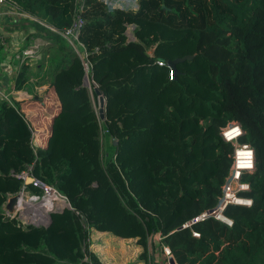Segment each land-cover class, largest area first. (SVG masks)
Here are the masks:
<instances>
[{
    "label": "trees",
    "instance_id": "obj_1",
    "mask_svg": "<svg viewBox=\"0 0 264 264\" xmlns=\"http://www.w3.org/2000/svg\"><path fill=\"white\" fill-rule=\"evenodd\" d=\"M13 1L59 31L79 13L89 66L50 30L58 56L47 60L54 112L43 143L22 105L0 100V264H150L158 244L176 264H264V0ZM86 73L104 98L103 124ZM232 122L254 164L236 192L251 201L227 203L228 223L210 211L234 162L221 132ZM29 164L71 205L47 226L20 227L2 207Z\"/></svg>",
    "mask_w": 264,
    "mask_h": 264
},
{
    "label": "crops",
    "instance_id": "obj_2",
    "mask_svg": "<svg viewBox=\"0 0 264 264\" xmlns=\"http://www.w3.org/2000/svg\"><path fill=\"white\" fill-rule=\"evenodd\" d=\"M110 1L112 4L123 1H127L129 5L134 3V0ZM78 3L81 4L82 0H78ZM50 30L57 31L46 27L42 24V20L20 9L15 3L0 4V37L4 36L5 41L0 40V89L2 86L7 90L10 89L12 98L26 107L27 111L31 108L32 112H35V108L31 106L32 102L46 104L45 107H41V115L43 118L48 117L49 124V114L54 112L51 106L54 93L48 88L51 79V75H48L50 74V66L46 64L47 61L44 60L43 54H49L57 46L53 38L48 35ZM20 56L25 57L23 59L24 67L21 64L17 65ZM21 71H24L22 73L27 78L24 84L17 88L12 84L13 75L14 72L19 73ZM37 131L36 128L34 133L38 136ZM99 138L102 142V134ZM38 140L37 138L36 141Z\"/></svg>",
    "mask_w": 264,
    "mask_h": 264
},
{
    "label": "built area",
    "instance_id": "obj_3",
    "mask_svg": "<svg viewBox=\"0 0 264 264\" xmlns=\"http://www.w3.org/2000/svg\"><path fill=\"white\" fill-rule=\"evenodd\" d=\"M105 1L107 5L109 4V8L134 6V3L129 5L127 1L121 2L122 4L119 2L112 4L110 0H105ZM5 3H15V2L13 0H0V4H5ZM82 23H83V18L79 13L76 14L70 26L60 31L52 27L51 25L45 23L44 21H42L43 25H45L46 27H50L51 29L57 30V32H59L63 37L68 39V41L73 45V47H75V51L79 54V56L82 59L84 67L87 69L89 66L87 53L84 45L78 39V31ZM3 38L4 36H1L0 38L2 42H4ZM75 43H78L79 45L83 46L84 49L83 55L80 54L77 47L75 46ZM22 54H25V52H22ZM24 58L25 57L20 56L19 59L22 62ZM159 62L163 63L162 61ZM5 90L7 91V93H5L1 98L7 99L8 101L12 102L13 98L11 97V90L10 89L8 90L5 89ZM233 128L235 130L231 132ZM241 130L242 128L238 122H232L228 126L224 127L221 132L224 139L232 140L234 138H237V136L241 133ZM239 147L249 148L248 151L250 153V156L248 155L249 153H242L241 154L242 157H239L240 153L238 152L240 150L237 149ZM239 147H236L234 149L233 152L234 162L230 174L227 176V179L223 184V194L220 197L218 206L216 209L210 211L211 213H214L216 217L228 223H231V221L225 218L224 216H222L220 213L221 209L227 203L229 202L248 203L251 201L248 198L239 197L236 193L238 189L237 188L235 189L234 187L233 179L234 178L239 179L241 171L243 169H252L254 164L253 148L248 143H242ZM239 159L244 160L243 165L246 167L239 166V162H238ZM249 164L250 166H248ZM16 175L22 178V184L20 189L14 192L16 194V199L14 200L12 207H8V209L6 210V215H8L11 219H13L16 225L20 227H26L28 225L46 226V224L50 220L51 212L62 210L65 206H69V207L71 206L65 194H63L60 190H58L55 186L48 183L47 181L33 175L31 164L27 165L26 168L16 173ZM29 184H32L33 186L39 188V192L33 191L29 186ZM240 184H241L240 188L247 187V184L245 183H240ZM14 193H10L7 198H9ZM22 193H25L24 196L26 197L23 200L20 199V195ZM237 198H241V199H237ZM6 203H7V199H6ZM163 249L165 254L169 256L170 255L169 247L163 245Z\"/></svg>",
    "mask_w": 264,
    "mask_h": 264
},
{
    "label": "rangeland",
    "instance_id": "obj_4",
    "mask_svg": "<svg viewBox=\"0 0 264 264\" xmlns=\"http://www.w3.org/2000/svg\"><path fill=\"white\" fill-rule=\"evenodd\" d=\"M135 1V0H134ZM134 24H129L128 26H127V29H126V34H127V36H128V38L129 39H134L135 37H134V34H133V30H134ZM1 38V37H0ZM68 40V39H67ZM5 42V41H4ZM69 43V42H68ZM70 44V43H69ZM70 45H72V44H70ZM75 46L77 47V49H78V51L80 52V54L81 55H83V46H81V45H79L78 43H75ZM71 47H73V45L71 46ZM74 50H75V47H74ZM149 51L151 52V49H149ZM56 52H57V50L56 49H54L53 51H50V53L49 54H43L44 55V60L45 61H47V60H49V59H51L52 57H55L57 54H56ZM59 54V53H58ZM43 55H42V57H43ZM45 56H46V58H45ZM58 56V55H57ZM25 59V58H24ZM39 59V58H38ZM39 60H41V58L39 59ZM38 60V61H39ZM17 65L19 64H21V65H24V63H23V61L20 63V59H18L17 60ZM46 63V62H45ZM46 64H48V62L46 63ZM32 73H33V70H32ZM35 75V74H34ZM48 75H50V74H48ZM85 85L87 86V88H88V91H89V95H90V98H91V101H92V104H93V106H94V108H95V110H96V112H97V114H98V118H99V121H100V123L101 124H103V118L100 116V107H101V105H100V95L101 94H97L96 92H95V85L94 84H92V82H91V80L89 79V78H86V80H85ZM6 88L5 87H1V89H0V100L2 99L1 97L5 94V93H7V91L5 90ZM11 97H12V92H11ZM31 106H33L34 108H35V112H32V109L30 108V110L29 111H27V109H26V107H24L23 106V108H24V113L26 114V116L27 117H29V119H30V121H31V123H32V125L33 126H35V129L37 128L38 129V131H37V134H38V136L37 135H35V133H34V136H35V138L37 139H39L38 141L40 142V143H43L44 142V140H45V138H44V136H46L47 135V133H48V130H49V119H48V117H45V118H43V116L41 115V113H42V108L43 107H45L46 106V104L45 105H42V104H40V103H38V102H36V103H34V102H32L31 103ZM42 107V108H41ZM32 113H35L34 115H30V114H32ZM37 123V124H36ZM104 133V131H103V126H102V128H101V134H103ZM104 136V135H103ZM106 139H104V137L102 138V141H103V147H102V152H101V158H102V162L104 163V156L106 155V151H105V144L107 143L106 141H105ZM233 143H234V149L236 148V147H239L242 143H240V142H238L237 141V139L236 138H234V139H232L231 140ZM243 170H251V169H243ZM233 182H234V187H235V189L237 188V189H239L240 188V183H245V184H247L246 182H241L239 179H237V178H234L233 179ZM2 207H3V210H4V212L6 213V210L8 209V206H7V203H6V200H5V202L3 203V205H2ZM96 239V238H95ZM94 248V247H93ZM94 250L97 252L98 251V253H99V255H101V256H105V252H104V247L103 248H99V249H97V247H95L94 248ZM149 251H150V254H149V263L150 264H157L156 262H159L160 264H163V263H165V262H167L168 263V260H167V257H168V255H166L165 254V252H164V249H163V245H161V244H158L157 246H156V251H154L151 247L149 248ZM109 258L107 257L106 258V263H109Z\"/></svg>",
    "mask_w": 264,
    "mask_h": 264
},
{
    "label": "water",
    "instance_id": "obj_5",
    "mask_svg": "<svg viewBox=\"0 0 264 264\" xmlns=\"http://www.w3.org/2000/svg\"><path fill=\"white\" fill-rule=\"evenodd\" d=\"M179 59L178 58H175V59H172V60H170V61H168V63H169V65L172 67V68H174L175 67V63L178 61ZM86 78H88V76H87V73L84 75V78H83V84L85 85V80H86ZM95 92L97 93V94H101L100 93V90L97 88V87H95ZM100 105H101V107H100V115L103 117L104 116V108H103V105H104V98H103V96L102 95H100ZM16 199V194L14 193L13 195H11L9 198H7V206L8 207H12V204H13V202H14V200ZM213 210V209H212ZM211 210V211H212ZM49 222H50V220H49ZM49 222L46 224V226L49 224ZM167 260H168V264H176V261H175V259H174V257L172 256V255H169L168 257H167Z\"/></svg>",
    "mask_w": 264,
    "mask_h": 264
},
{
    "label": "bare ground",
    "instance_id": "obj_6",
    "mask_svg": "<svg viewBox=\"0 0 264 264\" xmlns=\"http://www.w3.org/2000/svg\"><path fill=\"white\" fill-rule=\"evenodd\" d=\"M234 130H235V129L233 128V129L231 130V132L234 131ZM237 149L240 150V151L238 152V153H240V156H239V157H242V156H241L242 153H249V151H248L249 148L239 147V148H237ZM238 162H239V166H240V167H246V166L243 165L244 160L239 159ZM24 195H25V193H22V194L20 195V199H21V200H23V199L26 198ZM241 198H242V197H241ZM241 198H237V199H241ZM239 201H240V200H239Z\"/></svg>",
    "mask_w": 264,
    "mask_h": 264
},
{
    "label": "clouds",
    "instance_id": "obj_7",
    "mask_svg": "<svg viewBox=\"0 0 264 264\" xmlns=\"http://www.w3.org/2000/svg\"><path fill=\"white\" fill-rule=\"evenodd\" d=\"M248 155L250 156V153ZM248 166H250V164ZM248 203H250V202H248Z\"/></svg>",
    "mask_w": 264,
    "mask_h": 264
}]
</instances>
